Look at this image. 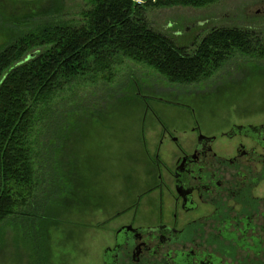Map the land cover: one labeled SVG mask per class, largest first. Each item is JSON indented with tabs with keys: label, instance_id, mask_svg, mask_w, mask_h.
<instances>
[{
	"label": "rangeland",
	"instance_id": "1",
	"mask_svg": "<svg viewBox=\"0 0 264 264\" xmlns=\"http://www.w3.org/2000/svg\"><path fill=\"white\" fill-rule=\"evenodd\" d=\"M190 1L150 10L147 20L180 47L213 30L264 32V0ZM85 8L81 0H0V52L33 27L77 23ZM51 106L47 129L53 141L46 144L47 130L40 132L48 175L31 205L36 212L46 207L48 223L40 231L37 214L22 228L0 224V264H99L112 242V227L100 223L130 203L131 182L145 173L139 163L146 160L144 144L158 145L159 121L181 134H191L195 122L205 133L212 122L264 124V58L236 55L211 79L192 86L171 85L126 60L111 85L80 86ZM169 142L165 146L176 149Z\"/></svg>",
	"mask_w": 264,
	"mask_h": 264
},
{
	"label": "trees",
	"instance_id": "2",
	"mask_svg": "<svg viewBox=\"0 0 264 264\" xmlns=\"http://www.w3.org/2000/svg\"><path fill=\"white\" fill-rule=\"evenodd\" d=\"M81 1L86 8L77 23L33 27L0 52L1 225L12 222L13 228H22L37 214L40 231L48 223L46 207L36 212L31 205L38 203L48 175L40 132L47 130L46 144L53 141L47 126L56 99L98 81L111 85L126 60L156 71L171 85L192 86L211 79L236 55L264 58V32L252 29H220L193 48L178 47L156 32L146 16L178 0ZM207 1L190 2L199 6ZM59 117L61 127L64 113Z\"/></svg>",
	"mask_w": 264,
	"mask_h": 264
},
{
	"label": "flooded vegetation",
	"instance_id": "3",
	"mask_svg": "<svg viewBox=\"0 0 264 264\" xmlns=\"http://www.w3.org/2000/svg\"><path fill=\"white\" fill-rule=\"evenodd\" d=\"M159 123L130 203L100 223L112 242L99 264H264V124L212 122L205 133L195 122L181 134Z\"/></svg>",
	"mask_w": 264,
	"mask_h": 264
},
{
	"label": "water",
	"instance_id": "4",
	"mask_svg": "<svg viewBox=\"0 0 264 264\" xmlns=\"http://www.w3.org/2000/svg\"><path fill=\"white\" fill-rule=\"evenodd\" d=\"M33 57V56H32Z\"/></svg>",
	"mask_w": 264,
	"mask_h": 264
}]
</instances>
